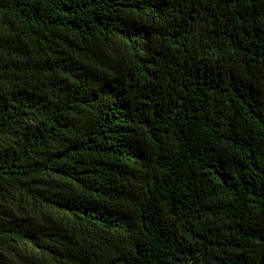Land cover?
Returning <instances> with one entry per match:
<instances>
[{
	"label": "trees",
	"instance_id": "obj_1",
	"mask_svg": "<svg viewBox=\"0 0 264 264\" xmlns=\"http://www.w3.org/2000/svg\"><path fill=\"white\" fill-rule=\"evenodd\" d=\"M0 264H264V0H0Z\"/></svg>",
	"mask_w": 264,
	"mask_h": 264
}]
</instances>
